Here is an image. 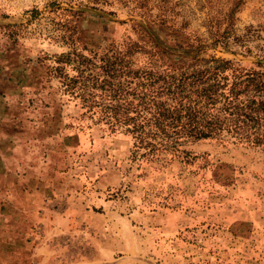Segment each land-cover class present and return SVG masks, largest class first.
<instances>
[{
    "label": "rangeland",
    "instance_id": "374dc122",
    "mask_svg": "<svg viewBox=\"0 0 264 264\" xmlns=\"http://www.w3.org/2000/svg\"><path fill=\"white\" fill-rule=\"evenodd\" d=\"M237 1L165 0L178 12L165 25L122 0H0V264H264V144L207 138L140 157L58 62L132 39L133 68L148 66L144 25L162 41L157 64L213 55L264 70V0H241L226 49H181L210 43L206 13Z\"/></svg>",
    "mask_w": 264,
    "mask_h": 264
},
{
    "label": "trees",
    "instance_id": "16d2710c",
    "mask_svg": "<svg viewBox=\"0 0 264 264\" xmlns=\"http://www.w3.org/2000/svg\"><path fill=\"white\" fill-rule=\"evenodd\" d=\"M91 1L107 4L111 0ZM122 1L143 19L152 16L153 8L158 9L155 17L158 16L159 24L175 23L178 15L173 12L176 6L166 5L165 0L157 5L148 4L149 0ZM240 4L238 0L219 15L207 12L204 23L211 42L203 40L197 46L187 44L181 49L197 52L220 44L226 49ZM68 12L76 10L71 8ZM141 26L151 35L147 38L152 62L143 68H133V55L144 44L132 39L90 57L76 48L60 56L58 62L71 64L77 73L65 75L64 80L81 97L83 106L99 113L112 127H124L131 133L133 153L145 149L140 157L182 153L186 142L207 138L264 144V70L244 68L213 55L194 56L188 63L157 64L164 54L162 41ZM61 36L69 39L65 32Z\"/></svg>",
    "mask_w": 264,
    "mask_h": 264
},
{
    "label": "water",
    "instance_id": "95a60500",
    "mask_svg": "<svg viewBox=\"0 0 264 264\" xmlns=\"http://www.w3.org/2000/svg\"><path fill=\"white\" fill-rule=\"evenodd\" d=\"M260 62L264 64V59L260 60Z\"/></svg>",
    "mask_w": 264,
    "mask_h": 264
}]
</instances>
